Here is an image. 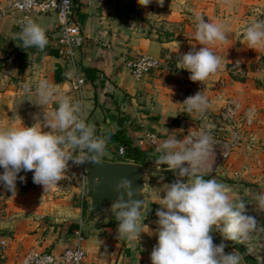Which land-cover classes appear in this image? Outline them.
<instances>
[{"label": "crops", "instance_id": "obj_1", "mask_svg": "<svg viewBox=\"0 0 264 264\" xmlns=\"http://www.w3.org/2000/svg\"><path fill=\"white\" fill-rule=\"evenodd\" d=\"M6 5L7 0H0V128L22 123L30 127L42 111H55V103L41 109L24 100V84L34 93L36 83L46 79L73 101L83 102L86 122L106 141L104 161L126 162L113 139L121 129L145 154V160L159 157L156 148L170 134L183 139L197 131L228 141L252 140V147L264 150V49L241 43L246 27L264 20V0H164L162 7L157 0L146 7L137 0H72L71 18L84 38L75 56L81 84L56 47L55 16L7 13ZM197 15L223 24L228 37L226 43L208 45L222 64L202 83L192 82L176 59L193 46L202 47L195 39ZM26 18L45 28L48 44L44 50L18 46ZM139 55L159 58L162 66L136 81L124 61ZM192 86L200 87L208 97L210 107L203 113L189 114L177 100L179 88ZM227 100L241 109L255 110L254 124L244 137L243 133L235 136L219 116ZM19 175L25 181L17 180L15 195L0 185V241L6 242L0 248V264H27L31 256L42 252L57 256L77 241L78 231L86 253L81 264H151L156 235L142 233L135 241L118 240L117 221L102 226L88 223L76 194L63 191V180L45 192L33 183L32 172ZM149 181L148 205L141 222L145 231L154 233L160 207L155 202L160 194H152Z\"/></svg>", "mask_w": 264, "mask_h": 264}, {"label": "clouds", "instance_id": "obj_2", "mask_svg": "<svg viewBox=\"0 0 264 264\" xmlns=\"http://www.w3.org/2000/svg\"><path fill=\"white\" fill-rule=\"evenodd\" d=\"M148 6L152 0H137ZM162 7L164 0H157ZM195 39L202 45L187 53L178 54V68L190 73L192 82H204L221 68V57L208 45L227 42L223 24L210 22L202 15L195 17ZM18 46L44 50L48 44L46 30L38 22L26 18L17 37ZM241 43L250 49H264V20L250 23L243 33ZM239 63V62H237ZM26 98L41 109L55 103V111L44 112L34 117L32 126L16 127L15 124L0 128V185L12 192L17 191V180L25 181L23 172L33 173V183L41 185L45 192L55 187L71 166L91 162L102 163L106 141L96 135L94 125L86 122L82 101H73L58 86L46 79L38 81L33 88L24 84ZM33 94L35 99H33ZM185 111L203 113L210 102L201 90L188 96L183 103ZM42 116V119H41ZM50 129L44 131V129ZM214 138L210 132H192L183 139L170 134L159 144L160 153L155 165H167L176 177L162 187L156 210L158 219L155 232L145 231L141 214L145 200L136 197L143 188L133 187V181L122 178L115 187L117 196L107 209L117 221V239L129 242L141 239L142 233L156 235L150 260L151 264H241L244 259L238 251L226 253L223 241L245 243L257 230V219L247 214V205H254L257 213H264V191H255L246 203L235 200L231 189L216 179H204L202 170L214 151ZM251 191V190H250ZM143 207V211L141 210ZM223 237L217 245L211 233ZM253 250L249 249V252ZM45 257L40 264H47ZM259 259V257H258Z\"/></svg>", "mask_w": 264, "mask_h": 264}, {"label": "built area", "instance_id": "obj_3", "mask_svg": "<svg viewBox=\"0 0 264 264\" xmlns=\"http://www.w3.org/2000/svg\"><path fill=\"white\" fill-rule=\"evenodd\" d=\"M6 12L20 13L25 17L30 14L54 15L56 18L54 32L56 47L67 61L78 84L82 83V79H79V70L75 56L76 52L82 46L84 38L78 26L71 18L72 0H7ZM161 66L162 63L159 58L147 55H139L124 61L125 69L136 81L160 69ZM200 90L201 88L198 86L181 87L176 91L177 100L183 103L188 96L194 95ZM219 116L226 122L230 131L236 136L238 133H241L239 130L240 126L249 128L254 124L255 110L252 108L241 109L234 101L227 100ZM211 135L215 141L214 145H218L221 148L222 159H228L232 150L238 144L237 139L228 141L222 138V136ZM149 139L153 143L154 136L150 135ZM118 154L120 156L124 155V150L121 146L118 147ZM63 191L75 193L82 209L84 205L89 204L86 197V176L81 166L69 165L68 170L64 174ZM261 216V219L264 221V213H261ZM76 235L78 236L77 241L73 245L68 246L59 255L56 256L51 252L34 254L27 264H40L45 257L51 258L47 264H81L86 253L81 247V232H76ZM5 246L6 242L1 240L0 248H4Z\"/></svg>", "mask_w": 264, "mask_h": 264}, {"label": "rangeland", "instance_id": "obj_4", "mask_svg": "<svg viewBox=\"0 0 264 264\" xmlns=\"http://www.w3.org/2000/svg\"><path fill=\"white\" fill-rule=\"evenodd\" d=\"M252 126L249 128L239 127V130L243 133L242 137L251 131ZM214 135L217 136V134ZM225 138L227 137L225 136ZM237 142L242 143V146L237 144L229 158L225 160L221 157V148L218 145H214L213 154L209 158L206 167L202 170V174L204 179L216 178L217 181L227 185L231 189L230 195L233 199H243L248 203L251 199L252 192L264 191V163H261V160L264 159V150L262 151L259 148L255 149L252 147L250 144L252 140L245 141L239 138ZM157 158L149 156L145 160L146 167L162 171L160 174L150 177L151 181L148 180L150 184H153L150 187L152 194H160L164 184L171 183L175 180L173 172L168 169L162 170L161 166L155 165L154 162ZM219 167L221 171H219ZM218 172H222L223 175L216 176ZM64 174L62 180H64ZM146 192H148V184ZM246 207L247 214L257 219V230L252 233L251 238L245 241V243H237L230 240L223 241L227 245L225 252H240L244 257L241 264H264V221L261 219V213L255 211L254 205L249 204ZM211 234L213 235L214 243L219 245L223 240L221 234L219 232H213ZM249 249L253 251L249 252Z\"/></svg>", "mask_w": 264, "mask_h": 264}, {"label": "water", "instance_id": "obj_5", "mask_svg": "<svg viewBox=\"0 0 264 264\" xmlns=\"http://www.w3.org/2000/svg\"><path fill=\"white\" fill-rule=\"evenodd\" d=\"M81 168L86 176V197L89 201L85 220L94 226H102L116 221L107 209L117 196L114 190L116 185L125 177L133 181V187L143 188V193L136 197L146 201L142 217L146 213L148 205L146 197L148 180L162 172L144 165L104 160L98 165L91 162L85 163ZM161 168L162 170L168 169L167 165H161ZM141 210L143 211V207Z\"/></svg>", "mask_w": 264, "mask_h": 264}, {"label": "trees", "instance_id": "obj_6", "mask_svg": "<svg viewBox=\"0 0 264 264\" xmlns=\"http://www.w3.org/2000/svg\"><path fill=\"white\" fill-rule=\"evenodd\" d=\"M174 124L177 122L173 121ZM113 139L118 146H121L124 150V161L138 165H145V154L138 148L124 129L119 130ZM88 204L84 205L83 211L86 212Z\"/></svg>", "mask_w": 264, "mask_h": 264}]
</instances>
